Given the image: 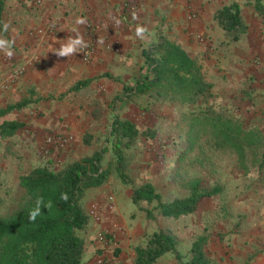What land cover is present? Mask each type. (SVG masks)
I'll return each mask as SVG.
<instances>
[{
  "label": "crops",
  "instance_id": "1",
  "mask_svg": "<svg viewBox=\"0 0 264 264\" xmlns=\"http://www.w3.org/2000/svg\"><path fill=\"white\" fill-rule=\"evenodd\" d=\"M229 2L240 5L242 16L250 26L238 43L225 45L221 43L224 31L217 24L214 12L221 4ZM260 5L264 6V0H4L0 25L7 23L8 30L0 31V37L14 43L12 56L0 51V108L24 97L30 98V104L37 106L40 96L66 90L71 97L81 99L83 95L93 99L97 92L90 84L95 77H99L100 85L112 95L126 84L122 85V82L130 80L132 84L133 78L140 76L142 50L157 39L159 32L179 41L192 57L198 59L206 79L213 83L214 92L221 99L228 100L226 93L231 81L217 77V69L230 67L231 60L232 64L236 62V68L241 67L239 60L244 56L237 50H257L258 45L264 44V11ZM78 19L83 23H77ZM86 23L90 24L89 28ZM139 27L144 28L142 36L136 34ZM77 37L82 41L92 38L96 43V54L89 62L81 60L80 45L67 56L58 55L64 45ZM18 67L23 71L13 78ZM82 79L88 81L71 89ZM4 83L6 86L2 87ZM83 102L79 100L62 109H48L44 119L35 127L27 119L30 123L27 127L36 137L29 135L26 144L33 147L41 144L45 129L56 131L65 124L74 135L65 151L66 156H78L74 147L82 143L81 136L86 131L94 130L96 134L103 131L99 127L102 114L89 105L84 109ZM16 110L2 115L0 122L18 120ZM111 120L109 127L108 120H104V129L110 128ZM62 130L65 131L61 129L59 132ZM110 181L86 190L82 198L88 223L80 232L84 239L81 264H92L94 258L101 255L96 250L97 231L122 227L119 239L122 247L128 245L130 237L135 235L137 225L126 228ZM120 189L123 197H131L132 188L120 186ZM248 189L240 188L230 206L232 220L226 221V229L231 233L225 243L228 248L224 264H264V204L261 205L264 199L259 201L260 197L254 196L259 189ZM244 192L252 193L251 203L246 207L236 201H241ZM91 209L99 212L98 220L89 216Z\"/></svg>",
  "mask_w": 264,
  "mask_h": 264
},
{
  "label": "trees",
  "instance_id": "2",
  "mask_svg": "<svg viewBox=\"0 0 264 264\" xmlns=\"http://www.w3.org/2000/svg\"><path fill=\"white\" fill-rule=\"evenodd\" d=\"M3 5L4 0H0V12ZM259 7L264 11V6ZM214 18L224 31L223 43H235L246 32L237 2L220 5ZM87 81L80 80L71 89ZM122 91L123 94L112 99L113 109L116 103L133 97L178 106L186 142L181 156L188 157L190 163L197 160L206 167L217 153L234 155L244 163L247 154H256L262 142L260 128L248 124L224 104L215 102L213 83L206 79L202 64L179 41L165 33L159 32L157 39L142 50L140 76L132 84H124ZM28 102L24 99L0 108V117ZM20 127L21 121L2 120L0 137L11 136ZM155 134L152 128L140 130L134 121L121 117L114 109L109 145L56 169L37 165L22 173L13 203L0 214V264H81L84 239L80 232L88 223V215L82 207L86 190L107 184L113 175L131 184L126 172L132 159L129 149L141 136L154 138ZM83 141L89 143L87 136ZM109 150L110 157L106 159ZM187 186V195L163 201L155 186L146 181L133 186L131 198L136 205L141 201L155 202L151 208H146L149 219L155 217V211L164 217L178 218L195 212L205 198L223 191L218 183L204 186L197 176H192ZM38 200L42 201L41 212L35 221H30V210L36 207ZM49 203L50 207L43 206ZM209 235L207 229L197 235L185 259L178 251V239L172 231L154 229L134 246L133 264H155L166 253L174 254L176 264H212L213 260L205 251Z\"/></svg>",
  "mask_w": 264,
  "mask_h": 264
},
{
  "label": "rangeland",
  "instance_id": "3",
  "mask_svg": "<svg viewBox=\"0 0 264 264\" xmlns=\"http://www.w3.org/2000/svg\"><path fill=\"white\" fill-rule=\"evenodd\" d=\"M243 19L247 26V32L250 25L244 17ZM250 39H252V36H250ZM92 41L96 45L93 39ZM221 43L225 45L234 44L223 43L222 40ZM235 43H238V41ZM257 47V50L251 51L237 50L238 54L244 56L239 60L240 62L237 61L240 65L242 64L241 67L236 68L234 65L236 62L233 61L234 64H232L231 60L230 67L219 68L216 72L217 77L230 80L231 87L226 93L228 100L221 99L214 92L215 102L224 104L248 124L256 125L262 132V142L259 144L260 147L256 149V154L255 152L247 154L244 163L239 162L234 155L217 153L212 161L205 165L206 167H202L197 160L190 163L188 157L181 156L186 142L184 123L176 104L152 102L146 97H133L126 99L127 101L123 103L115 104L114 109L118 115L134 121L140 130L152 128L156 131V134L154 138L141 136L136 145L129 149L132 159L126 172L130 177L131 184L123 183L117 175H113L110 178L111 181L109 180L117 201V207L127 225L126 228H133L136 225L137 227L135 235L130 237L131 240L125 247L119 245L120 231L122 232L123 228L117 227L110 230L117 233L116 244L109 248L96 247V250L103 254V264H133L134 246L142 242L145 235L157 228L167 229L175 234L178 239V251L185 259L188 258L193 239L202 233L204 229H207L210 237L205 246V251L213 260L212 264H224V254L228 248L225 243L227 239H230L231 233L230 230L227 231L226 229L228 227L226 221L228 219L229 221L232 220L233 211L230 206H232L235 197L238 195L237 191L240 188L250 190L248 188L253 187L260 190L254 196L257 198L258 195L260 197L259 201L264 199V44ZM12 76L13 78L16 77L14 72ZM134 80L135 78H133V82ZM129 81L122 82V85L123 83L131 84ZM91 84L90 86L95 87L97 92L93 99L86 98L83 95L81 99L71 97L69 90L62 93L48 92L40 96L37 106L35 103L30 104L31 102H28L24 107L17 108L18 115L16 116H18V121L22 122V127L11 136L0 137V171L2 177L0 214H4L9 205L13 203L14 197H16L15 191L19 176L22 173L37 165H48L54 169L59 168L69 161L79 159L83 155L92 153L103 145L111 143V138H109L110 128L104 129V120H108L106 121L108 125L112 119L114 113V109L111 107L112 99L116 95L123 94L122 88L110 95L106 88L100 85L99 77L93 78ZM4 86H6V83L2 85V87ZM24 99L31 101L27 97L22 98L20 101ZM79 100L84 101L81 105L84 109H86V105H89L90 108L96 109L98 114H102V124L99 127L103 131L98 134L94 133V130L86 131L81 136L82 143H78L74 147L77 154L79 153L78 156L72 158L66 156L67 152L65 153V151L70 147L74 135L68 131L65 124L56 131L45 129L41 144L35 147L26 144L29 141V135L33 138L36 137L32 133L33 131L27 127L30 124L27 119L31 121L32 127H35L39 120L44 119L48 109L58 107L62 109L66 105ZM61 129H65V131L59 132ZM55 134H68L72 138L64 151L47 155L43 153V146L46 144L47 137ZM84 136H87L89 143H84ZM108 157H110V150L106 154V159ZM192 176L201 178L204 186L221 184L223 191L218 195L205 198L195 212L178 218L164 217L155 211V217L149 219L146 216V208H151L155 202L148 204L146 201H141L139 205H136L131 197H123L120 189V186H125L133 190V186H139L149 181L160 193L163 201H170L175 197L188 194L187 184ZM251 194L249 192L241 193V201L236 199L237 204L241 203L244 205H242L243 207H246L251 203ZM263 204L264 202L261 203V205ZM155 264H176L175 256L173 253H166L159 257Z\"/></svg>",
  "mask_w": 264,
  "mask_h": 264
},
{
  "label": "built area",
  "instance_id": "4",
  "mask_svg": "<svg viewBox=\"0 0 264 264\" xmlns=\"http://www.w3.org/2000/svg\"><path fill=\"white\" fill-rule=\"evenodd\" d=\"M126 2H124L125 4ZM89 23H86V27L89 28ZM81 50V59L84 62H89L96 54L97 47L94 45L91 38H88L80 47ZM23 71L22 67H18L15 69V75H20ZM71 136L68 134H55L52 136H48L46 140V144L43 146V153L50 154L54 151H64L69 142L71 141ZM53 151V152H52ZM89 216L98 220L100 218L99 212L95 209H91L89 212ZM96 245L99 248H109L116 244L117 241V233L115 231L110 230H99L95 235ZM103 254L100 256H96L92 261V264H103Z\"/></svg>",
  "mask_w": 264,
  "mask_h": 264
},
{
  "label": "clouds",
  "instance_id": "5",
  "mask_svg": "<svg viewBox=\"0 0 264 264\" xmlns=\"http://www.w3.org/2000/svg\"><path fill=\"white\" fill-rule=\"evenodd\" d=\"M77 23H83V20L78 19ZM7 30H8V24L7 23L0 25V31L6 32ZM143 33H144L143 27L137 28L136 34L138 36H142ZM13 43H14V41H12V40L0 37V51H3L9 57L12 56L13 55V51H12ZM82 43H83V41L79 37H77L76 39L71 40L68 44L64 45L60 49V51L58 52V55L67 56L76 50L77 45H81ZM41 205H42V201L38 200L36 207L34 209L30 210L29 217H28L30 221H35L36 217L40 214ZM43 206L46 208L50 207V203L44 204Z\"/></svg>",
  "mask_w": 264,
  "mask_h": 264
}]
</instances>
